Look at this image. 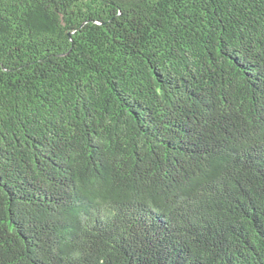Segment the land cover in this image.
I'll return each instance as SVG.
<instances>
[{"label":"trees","instance_id":"trees-1","mask_svg":"<svg viewBox=\"0 0 264 264\" xmlns=\"http://www.w3.org/2000/svg\"><path fill=\"white\" fill-rule=\"evenodd\" d=\"M0 264H264V0H0Z\"/></svg>","mask_w":264,"mask_h":264}]
</instances>
